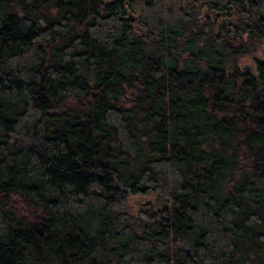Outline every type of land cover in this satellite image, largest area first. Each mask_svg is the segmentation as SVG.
<instances>
[{
    "label": "trees",
    "instance_id": "obj_1",
    "mask_svg": "<svg viewBox=\"0 0 264 264\" xmlns=\"http://www.w3.org/2000/svg\"><path fill=\"white\" fill-rule=\"evenodd\" d=\"M196 2L0 0V264H264V0Z\"/></svg>",
    "mask_w": 264,
    "mask_h": 264
},
{
    "label": "rangeland",
    "instance_id": "obj_2",
    "mask_svg": "<svg viewBox=\"0 0 264 264\" xmlns=\"http://www.w3.org/2000/svg\"><path fill=\"white\" fill-rule=\"evenodd\" d=\"M193 1L196 2V0H193ZM196 5L198 7H201L200 3L198 2H196ZM199 9H200L199 11L200 18L208 15L204 7L199 8ZM209 16L212 17L211 14H209ZM222 19H225V18L219 16L217 19L216 18L214 19L216 30L218 29V25L221 23ZM137 32H140V28L137 29ZM263 54H264V42L259 46V48L254 53L241 56L238 59V66L244 70H251L250 68H253L255 59L262 58ZM25 142L29 146L39 148L38 144H36L32 140L27 139L25 140ZM153 203H154V200H153V196L151 195H139V194L130 195L128 196L126 209L130 215H136L139 211L145 210L149 206H153ZM182 248L184 252L189 250L187 246H183ZM190 264H200V263L197 260H194Z\"/></svg>",
    "mask_w": 264,
    "mask_h": 264
},
{
    "label": "flooded vegetation",
    "instance_id": "obj_3",
    "mask_svg": "<svg viewBox=\"0 0 264 264\" xmlns=\"http://www.w3.org/2000/svg\"><path fill=\"white\" fill-rule=\"evenodd\" d=\"M217 16H218V14H217ZM226 21H227V19H222V21H221V23L218 25V29L221 31V29H223L222 27H223V25H224V27L226 26V25H229L228 23H226Z\"/></svg>",
    "mask_w": 264,
    "mask_h": 264
},
{
    "label": "water",
    "instance_id": "obj_4",
    "mask_svg": "<svg viewBox=\"0 0 264 264\" xmlns=\"http://www.w3.org/2000/svg\"><path fill=\"white\" fill-rule=\"evenodd\" d=\"M226 23H228L229 25H231L232 22H231L230 20H227ZM222 28H224V25H223ZM218 31L220 32V30H218ZM193 261H194V260H193Z\"/></svg>",
    "mask_w": 264,
    "mask_h": 264
}]
</instances>
